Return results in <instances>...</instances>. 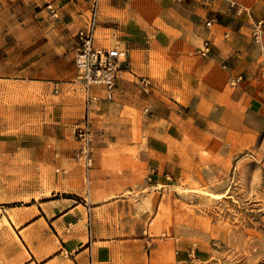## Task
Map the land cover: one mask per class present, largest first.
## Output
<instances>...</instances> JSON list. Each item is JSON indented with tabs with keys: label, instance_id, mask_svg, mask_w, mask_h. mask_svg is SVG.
<instances>
[{
	"label": "rangeland",
	"instance_id": "obj_1",
	"mask_svg": "<svg viewBox=\"0 0 264 264\" xmlns=\"http://www.w3.org/2000/svg\"><path fill=\"white\" fill-rule=\"evenodd\" d=\"M41 8L38 0H0L3 71L23 76L37 62L43 43L34 14ZM96 37L108 39L106 47L118 45L128 53L116 30ZM35 38L39 40L34 43ZM60 56L61 68L67 72L64 78L52 77L44 87H31L18 76L0 92V164L32 169L0 172V184L11 191L18 182L33 181L59 190L55 185L60 181L65 190L85 193L84 173L91 169L95 199L119 201L113 204L120 217L115 226H129L140 216L151 238L168 239L170 249L162 261L264 264V107L256 111L243 104L239 108L238 102L221 103L196 123L181 125V131L158 118L159 107L166 102L153 86L161 69L177 67L181 61L154 52H133V65L124 72L114 99L100 101L91 113L93 165L85 169L73 159L77 147L73 125L84 113V101L73 83L68 44ZM54 81L60 82L58 93ZM176 100L184 103L178 96ZM163 108L166 114L176 109ZM188 110L194 119L195 113ZM159 160L158 175L153 165ZM56 168L67 173L57 174ZM152 169L156 174L149 180ZM4 226L2 219L0 244L18 242Z\"/></svg>",
	"mask_w": 264,
	"mask_h": 264
},
{
	"label": "crops",
	"instance_id": "obj_2",
	"mask_svg": "<svg viewBox=\"0 0 264 264\" xmlns=\"http://www.w3.org/2000/svg\"><path fill=\"white\" fill-rule=\"evenodd\" d=\"M49 1L38 0L42 8L34 14L43 43L37 62L23 76L0 69V92L18 76L31 87H44L52 77L67 75L60 51L68 44L73 54L74 36L88 21L93 0H55L56 18L43 8ZM97 7L96 34L116 30L128 50L129 66L133 52L181 61L177 67L161 69L153 82L167 104L161 103L159 119L183 131L181 125L196 123L221 103L238 102L239 108L243 104L256 111L264 107V34L261 46L252 35L255 23L264 18V0H99ZM205 41L209 49L202 56L197 49ZM95 42L105 46L109 41L96 37ZM164 88L169 90L166 95ZM168 106L176 109L166 114L163 107ZM185 108H191L188 113H195L194 119ZM161 165L160 160L153 165L158 175ZM14 168L32 171L28 165L0 164L2 173ZM90 172L84 173L85 193L65 190L60 181L54 182L59 190L33 181L18 182L11 191L0 184V225L4 219L8 227L3 229L18 240L0 244V264H168L162 261L170 249L168 239L151 238L140 216L129 226H115L120 217L113 206L119 201L95 199ZM46 190H51L49 195H44Z\"/></svg>",
	"mask_w": 264,
	"mask_h": 264
},
{
	"label": "built area",
	"instance_id": "obj_3",
	"mask_svg": "<svg viewBox=\"0 0 264 264\" xmlns=\"http://www.w3.org/2000/svg\"><path fill=\"white\" fill-rule=\"evenodd\" d=\"M98 2L93 0L88 21L76 32L73 45L72 63L76 74L73 80L77 90L82 94L84 101V113L75 121L73 133L77 142V147L73 153V159L85 169H90L93 165L92 141L93 133L91 129V113L97 108L100 101H112L118 83L123 78L124 72L129 69V56L125 49L114 45L106 47L96 44V27L98 23ZM231 5H235L234 2ZM47 12L57 17V10L54 2L45 5ZM211 21L207 22L210 25ZM264 34V18H260L253 28V40L261 46V37ZM209 49V43L205 41L197 53L204 56ZM145 82V79H142ZM55 93L60 91V82H53ZM151 174H156L152 169ZM169 179V175L165 174Z\"/></svg>",
	"mask_w": 264,
	"mask_h": 264
}]
</instances>
